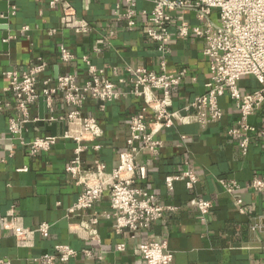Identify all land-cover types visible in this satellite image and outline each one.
Masks as SVG:
<instances>
[{"label": "built area", "instance_id": "built-area-1", "mask_svg": "<svg viewBox=\"0 0 264 264\" xmlns=\"http://www.w3.org/2000/svg\"><path fill=\"white\" fill-rule=\"evenodd\" d=\"M111 1H115L114 20L124 23L126 30L143 28L146 39L156 46L155 70L125 66L114 67L108 73L97 68L89 55L77 56L59 45V71L55 76L51 65L42 57H37L27 71L11 69L1 73L6 82L3 91L9 100L0 101V113H10L6 130L11 144L24 148L31 157L51 155L58 146L70 145L63 170L79 188V194L75 203L66 209L65 218L68 233L84 242H97L96 227L102 221L112 224L115 235L134 239L139 232L180 209L160 203L142 185L147 170L139 158L148 153L157 160L164 147L161 137L167 130L189 125L205 129L220 122L224 113L219 99L228 98L237 111L238 119L226 130V136L237 142L242 156L246 155L253 136L264 140V131L249 124V119L264 105V0H153L150 12L137 10L135 0ZM47 7L58 13V27L48 30V36L57 31L79 36L94 32V27L79 17L67 1L50 0ZM189 13L196 24L186 19ZM14 15L12 7L5 18ZM139 17L145 19L143 24L138 21ZM21 31L29 29L24 27ZM115 34L109 30L104 41L109 43ZM13 39L9 37L4 42ZM178 39L201 44L199 54L207 63L208 79L202 94L175 108L174 93L196 82L186 67L173 73L166 70L170 44ZM78 62L84 71L82 81L69 71ZM243 79H252L256 87L240 89ZM40 100L44 109L42 117L39 116ZM125 100L139 104L123 123L127 136L124 145L115 151L114 165L109 169L99 158L105 142L103 122L108 106ZM39 122L55 125V134H35L31 127ZM178 139L184 142L186 137L178 135ZM176 182H183L186 191H194L199 177L189 162L164 177V186L169 192ZM220 186L238 213L245 215L239 194L249 191L264 195V175H255L246 186L233 180L221 181ZM102 204L108 211L96 210ZM187 207L204 216L213 209V203L194 195ZM2 227L9 231L16 247L24 249L33 248L36 236L47 239L51 230L46 222L24 227L21 218L12 211L3 217ZM248 231L259 234L264 245V210L250 217ZM115 249L123 253L126 245L117 244ZM138 252L142 264H173L174 256L166 242L146 241L138 246ZM79 256L100 259L92 249L76 251L67 244H56L51 253L32 261L65 264ZM0 264L9 262L0 260Z\"/></svg>", "mask_w": 264, "mask_h": 264}, {"label": "crops", "instance_id": "crops-1", "mask_svg": "<svg viewBox=\"0 0 264 264\" xmlns=\"http://www.w3.org/2000/svg\"><path fill=\"white\" fill-rule=\"evenodd\" d=\"M1 1V0H0ZM50 0H9L0 17L14 7L15 15L6 19V38L13 40L0 46V101H7L6 86L1 73L16 69L27 71L37 57L51 65L53 76L59 71L57 48L64 45L77 56L89 55L92 63L108 73L114 67L125 66L155 70L157 64L156 46L151 44L138 27L126 30L124 23L114 20V3L111 0H65L76 14L94 27L87 36L57 31L48 36L47 31L58 27V13L48 9ZM136 9L150 12L153 0H135ZM186 19L194 25L192 14ZM143 24L145 19L139 17ZM28 27V32L21 31ZM115 31V37L104 41L108 31ZM172 32L174 30L172 29ZM171 53L167 58L168 73L186 67L189 75L196 78L193 85L184 86L174 93V107L180 108L187 100L204 92L203 85L208 79V66L201 58V44L194 40H173ZM80 81L84 78L82 65L78 62L69 68ZM112 80H114L112 78ZM252 79H243L240 89L255 88ZM224 117L217 124L201 129L189 125L170 129L163 133L164 147L157 160L143 153L139 163L147 170L146 186L160 202L180 209L167 215L149 229L139 232L134 239H126L113 233L109 221L100 222L97 227V242H84L68 233L66 209L71 207L79 194L77 188L63 168L68 159L70 145H60L51 155L31 157L24 148L12 145L6 130L9 112L0 113V260L9 264H35L33 259L51 253L56 244H67L76 251L94 250L98 257L81 256L65 264H142L138 246L146 241L166 242L173 253V264H264V245L259 234L248 231L252 215L264 210V195L242 191L246 214L241 215L233 206L220 186L221 181L233 180L246 186L255 175H264V140L253 136L245 156L239 153L237 142L226 136V130L235 125L238 114L231 101L224 97L218 101ZM138 102L125 100L110 105L105 115L103 129L105 142L101 154H106L107 168L114 165V153L124 145L127 136L123 123L135 113ZM249 124L264 131V105L249 119ZM35 134H45L37 125L31 127ZM178 135L186 139L180 142ZM12 156H9V155ZM189 162L197 173L199 182L193 192L186 191L183 182H176L172 192L166 190L164 177L183 168ZM25 169L24 172H17ZM199 196L213 203V209L201 216L187 207L192 196ZM97 211H108L106 205L96 207ZM12 211L21 218L22 225L32 228L39 223L51 225L47 239L34 238L31 249L17 248L9 231L2 227V219ZM124 243L126 250L117 252V244Z\"/></svg>", "mask_w": 264, "mask_h": 264}, {"label": "water", "instance_id": "water-1", "mask_svg": "<svg viewBox=\"0 0 264 264\" xmlns=\"http://www.w3.org/2000/svg\"><path fill=\"white\" fill-rule=\"evenodd\" d=\"M6 5H7V2L5 0H1L0 1V12L5 11ZM5 23H7L6 19H2L0 17V25L5 24ZM5 29H6L5 27H0V46H1V40L6 38V30ZM43 112H44L43 103L40 100L39 101V116L40 117H42ZM37 126L40 127V128H43L44 131L47 132V133H50L52 135L55 134V130H56V126L55 125L47 126V125L43 124L42 122H39L37 124Z\"/></svg>", "mask_w": 264, "mask_h": 264}, {"label": "trees", "instance_id": "trees-1", "mask_svg": "<svg viewBox=\"0 0 264 264\" xmlns=\"http://www.w3.org/2000/svg\"><path fill=\"white\" fill-rule=\"evenodd\" d=\"M107 157L106 154H101L99 155V158L102 160V161H105V158Z\"/></svg>", "mask_w": 264, "mask_h": 264}]
</instances>
